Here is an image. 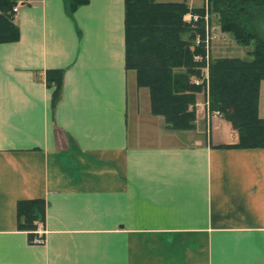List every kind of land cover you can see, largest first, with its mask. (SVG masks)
Instances as JSON below:
<instances>
[{
  "label": "crops",
  "instance_id": "crops-1",
  "mask_svg": "<svg viewBox=\"0 0 264 264\" xmlns=\"http://www.w3.org/2000/svg\"><path fill=\"white\" fill-rule=\"evenodd\" d=\"M13 23L18 40L0 43V264H264V149L218 147L237 134L201 106L180 132L191 144L144 140L175 131L149 103L142 119L137 96L129 127L124 0L73 12L24 0ZM49 69L64 71L54 108ZM30 199L46 203L41 244L16 227Z\"/></svg>",
  "mask_w": 264,
  "mask_h": 264
},
{
  "label": "trees",
  "instance_id": "trees-1",
  "mask_svg": "<svg viewBox=\"0 0 264 264\" xmlns=\"http://www.w3.org/2000/svg\"><path fill=\"white\" fill-rule=\"evenodd\" d=\"M19 1L24 3L0 0V43L18 40L12 9ZM86 3L68 0V8L73 12ZM188 13L196 20L185 22ZM211 16L222 33L249 48L247 60L220 57L206 62L203 41ZM262 17L264 0H205L202 7L193 9L184 3L124 0V68L134 72L138 87L148 90L150 113L162 117L170 130H194L195 93L206 84L201 70L207 67L208 107L218 111L237 134L235 144L218 147L264 149V121L258 115L259 87L264 82V36L257 29ZM63 76L62 69H49L43 75L53 108L61 99ZM194 79L201 84L195 86ZM45 209L43 199L16 203V227L26 233L30 245L44 237L37 231L43 228Z\"/></svg>",
  "mask_w": 264,
  "mask_h": 264
},
{
  "label": "rangeland",
  "instance_id": "rangeland-1",
  "mask_svg": "<svg viewBox=\"0 0 264 264\" xmlns=\"http://www.w3.org/2000/svg\"><path fill=\"white\" fill-rule=\"evenodd\" d=\"M160 1H167V0H160ZM196 2L198 0H195ZM202 0H199V3L201 4ZM205 3V0L203 1V5ZM198 5V4H197ZM202 5V6H203ZM187 15V14H186ZM186 18V17H185ZM187 19V18H186ZM185 22L187 20L184 19ZM208 20V18H205V22ZM258 33H261L264 36V17L261 19H258ZM209 23L205 24V34H204V39L208 41L207 44V49H208V59H214V58H220V57H239L242 59L247 60L248 57H246V51L249 50V48H243L237 45L233 39L229 37L228 34L222 33L219 30V25L216 22L215 16L209 17ZM189 23V22H188ZM260 31V32H259ZM131 72L130 77V82H129V92H128V98H129V103H128V121H129V127L131 129H134V111L136 107V96L139 97L138 105L140 109V113L142 115V119H144L146 116V112L148 109V103H149V94L148 90L144 87H138L136 84V79H135V74L133 71ZM206 70H201V75L203 76L205 74ZM134 80V82H133ZM208 84H204L202 89H200L197 93H195V103L193 105V108L197 106H201L205 108V111L208 116H212L214 113H218V111H211L208 107L209 102H208ZM141 91V93H140ZM136 95H134V94ZM139 93V94H138ZM264 94V82H261L260 84V97L261 99L263 98ZM147 95H148V101H147ZM263 102V101H262ZM200 104V105H199ZM150 110V109H149ZM175 132H170L166 133L164 137L158 136V134L153 135L149 138H146V134H143V139L148 141H157V142H166V143H175V144H184V143H192L194 142V139L192 136L189 134H182L180 132L176 133ZM151 139V140H150Z\"/></svg>",
  "mask_w": 264,
  "mask_h": 264
},
{
  "label": "built area",
  "instance_id": "built-area-1",
  "mask_svg": "<svg viewBox=\"0 0 264 264\" xmlns=\"http://www.w3.org/2000/svg\"><path fill=\"white\" fill-rule=\"evenodd\" d=\"M20 5H22V3L19 1L16 4V6L13 7L12 12H16V10L19 8ZM186 18H187V22H192V21H195L196 20V17L195 16L192 17L190 15H187ZM199 42H200L199 39H196V42L195 43L198 44ZM203 44H204V49H205V52H206L205 60L207 62V60H208V56H207V54H208V49H207L208 41H206V39H204ZM198 59H199V57H195V60H198ZM206 68L207 67H205L202 70H206L205 74L203 75V78H204L205 82L207 83V69ZM201 82L202 81L200 79H195L193 81V83H194L195 86H199L201 84ZM212 116H219V113H214ZM37 233L39 235L44 234V232L42 230H38ZM43 240H44V237H43V239L42 238L41 239H37L38 244H41L43 242Z\"/></svg>",
  "mask_w": 264,
  "mask_h": 264
}]
</instances>
